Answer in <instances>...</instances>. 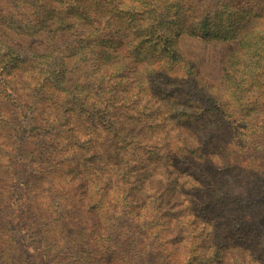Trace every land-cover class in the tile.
Here are the masks:
<instances>
[{
  "label": "rangeland",
  "instance_id": "rangeland-1",
  "mask_svg": "<svg viewBox=\"0 0 264 264\" xmlns=\"http://www.w3.org/2000/svg\"><path fill=\"white\" fill-rule=\"evenodd\" d=\"M221 6L216 0H189L186 10L201 13ZM257 6L264 9V0ZM119 9L128 11L126 5ZM262 25L259 20L253 27ZM2 40L9 41L21 61L11 64L10 85H0V264H182L193 248L184 245L187 231L198 235L205 225L206 234H211L214 217L206 224L198 203L205 201L206 210L212 209L206 197L195 193L187 170L173 165L169 156L150 155L154 151L148 147L152 143L145 128L157 121L150 116L139 121L125 145H119V156H101L98 141L88 140L87 125L79 120L86 111L70 105L88 91L85 50L73 48L70 39L56 42L45 31L6 29ZM238 49V40L206 41L181 34L160 61L142 55L128 74L132 80L119 86L126 92L148 90L158 82L156 70L161 69L186 87L190 102L210 110L213 104L206 98L234 101L223 86V71ZM122 53L130 50L123 48ZM55 71L64 74L65 86L73 89L71 99L59 90L51 93ZM244 73L246 77L238 72L235 79L251 83V72ZM37 82H44L45 92L36 91ZM259 114L264 121V112ZM239 121L229 129L208 132L221 141L213 148L216 157H230L229 164L221 161L223 168L230 166L220 174L225 176L224 187L241 194L256 192L255 197L250 193L253 203L248 207L257 213L255 221L246 213L253 224L264 214V194L259 192L264 188V144L252 138L264 123L246 130ZM203 124L195 129L203 130ZM131 141L147 144L148 154L124 156Z\"/></svg>",
  "mask_w": 264,
  "mask_h": 264
},
{
  "label": "trees",
  "instance_id": "trees-1",
  "mask_svg": "<svg viewBox=\"0 0 264 264\" xmlns=\"http://www.w3.org/2000/svg\"><path fill=\"white\" fill-rule=\"evenodd\" d=\"M188 1L0 0V85H10L8 75L14 67L11 64L21 61L8 45L9 41L2 40L6 29L28 34L45 31L56 42L70 39L73 48L85 50L88 66L85 76L88 91L82 98L75 97L70 105H77V112L86 111L79 120L87 125L84 129L88 140L93 144L98 141L101 156H119V145L128 141L127 134L150 116L152 121H157L145 128L152 143L148 147L154 151L150 155L169 156L173 165L187 170L195 193L200 192L210 204L211 212L203 206L205 201L198 203V209L206 224L214 217L213 232L206 234L205 225L198 235L195 230L187 231L184 245L187 250L193 248L182 264H264V214L258 213L261 219L253 224L246 218L248 213L250 220L256 219L257 213L248 210L253 203L250 195L255 197L256 192L248 194L246 190L241 194L224 187L225 176L220 174L230 166L223 168L221 161L229 164L230 157L226 160L216 157L213 148L221 141L208 132L229 129L239 120L246 130L255 123H264L259 121L260 111L264 112V9L257 6L260 0H216L221 7H208L196 13L186 10ZM121 5H126L127 13L121 12ZM259 20H263L262 27L254 28L253 24ZM129 28L130 32H126ZM181 34L199 36L206 41L238 40L239 49L223 71V86L230 90L234 101L216 103L214 98H206L213 105L205 110L203 103L190 102L186 87H180L176 78L161 69H155L159 80H154L148 90L126 92L120 88L119 83L130 79L128 74L135 71L142 55L151 54L152 59L160 61L161 54L165 56L166 49ZM126 47L130 54L122 53ZM245 70L251 72V83L235 79L238 72L246 77ZM54 74L55 90L51 93L59 90L58 93H67L65 96L70 98L68 94L73 89L65 86L64 74L60 71ZM168 84H172L170 89ZM36 85V91H46L44 82ZM202 124L203 130L195 129ZM122 129L125 136H121ZM257 132L252 140L262 145L264 126ZM130 145L129 153L122 152L124 156L148 154L147 144L141 146L140 142L131 141ZM186 158H192L195 165ZM260 189L264 194V188Z\"/></svg>",
  "mask_w": 264,
  "mask_h": 264
}]
</instances>
